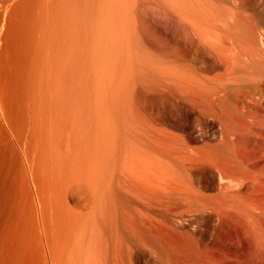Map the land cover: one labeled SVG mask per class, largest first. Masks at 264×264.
<instances>
[{"label": "bare ground", "instance_id": "bare-ground-1", "mask_svg": "<svg viewBox=\"0 0 264 264\" xmlns=\"http://www.w3.org/2000/svg\"><path fill=\"white\" fill-rule=\"evenodd\" d=\"M6 1L10 4L13 0L0 4V51L8 44L5 28L11 4ZM33 6L28 13L26 8L19 11L22 16L16 13L20 16V39L14 46L15 66L7 64L4 54L0 56V69L14 86L9 110L8 94L0 90V123L7 121L9 111L21 115L23 132L32 133L34 159L27 168L28 183L32 206L37 216L43 215L49 235V249L38 239L39 246L49 250V262L101 264L98 244L108 246L109 241L103 229L95 232L96 217L115 224L127 244L135 232L121 219L117 196L127 198L132 219L147 215L139 200L142 197L126 189L117 192L114 180L120 163L119 141L125 138L119 140L124 130L120 129V114L124 115L125 109L123 101L120 112L121 95L131 86H127L129 82L140 80L136 61L146 59L148 74L163 76L166 88L171 84L177 92L184 83L197 81L195 64L202 58L208 60L204 65L207 71L222 68L225 59L229 71L248 55L252 64L244 62L245 68L264 72V47L257 46V31L262 26L264 32V13H256L255 2L247 0H35ZM154 11H159L160 23ZM141 34L147 47L142 45ZM123 150L122 154L128 149ZM135 151L137 156L139 151ZM126 153L119 157H127V161L130 155ZM153 157L142 158V164L146 163L143 168L136 158L128 163L124 160L123 165L130 170L135 161L140 171L145 168L151 175L152 191L155 187L163 191L165 163ZM144 175L135 171L133 177ZM70 192L84 196L86 205L80 210L71 207L67 201ZM25 212L21 252L35 223L33 213ZM35 229L38 233L30 235L40 236L41 227Z\"/></svg>", "mask_w": 264, "mask_h": 264}, {"label": "rangeland", "instance_id": "rangeland-1", "mask_svg": "<svg viewBox=\"0 0 264 264\" xmlns=\"http://www.w3.org/2000/svg\"><path fill=\"white\" fill-rule=\"evenodd\" d=\"M13 1L11 5L6 1L11 13L5 28L8 44L0 51L9 66H15L14 46L20 39L19 11L26 8L25 13L30 12L35 0ZM247 1L255 2L256 13H264V0ZM1 2L5 4V0ZM153 13L160 23L159 11ZM260 28L257 46L263 48L264 32ZM143 42L147 47V39ZM199 55L203 57L202 52ZM159 56H163L161 60L165 57L163 52ZM244 57L232 70H227L225 59L222 68L212 72L205 69L208 60L199 59L195 64L197 81L184 83L178 92L171 84L166 88L163 76L148 74L146 59L144 63L141 58L142 62L136 61L135 70L142 72L136 71L135 78L138 75L140 80L129 82L127 86H131H126L124 97L121 95L120 112L125 109L124 115L120 114V129L125 131L119 140L125 137L127 141L122 139L119 144L128 150L118 144L120 163L114 180L117 192L126 189L142 197L139 200L147 215L132 219L127 198L117 196L121 219L135 232L127 244L115 224L96 217L95 232L103 229L109 241L108 246L98 244L101 264H264V72L255 67L254 72L246 69L244 62L251 61L248 55ZM0 90L8 94L9 110L14 86L1 69ZM7 113V121L0 123V264H51L46 246L49 235L43 215L37 216L32 206L33 192L28 183L27 168L34 159L32 133L22 131L21 115ZM128 144L133 147L128 148ZM121 150L129 153L130 162L131 158L139 160L136 163L141 168L145 158L161 159L166 167L163 191L157 187L152 191L151 175L144 172L145 168L140 171L135 161L136 166L130 169L133 173L126 169L123 161L127 157L121 158L125 153ZM137 170L145 175L134 178ZM67 201L79 210L86 205L84 196L73 192L68 193ZM30 211L35 217L33 225L41 227V237L34 236L37 229L33 226L28 245L21 252L20 231L26 222L23 212ZM41 238L47 251L39 246Z\"/></svg>", "mask_w": 264, "mask_h": 264}]
</instances>
